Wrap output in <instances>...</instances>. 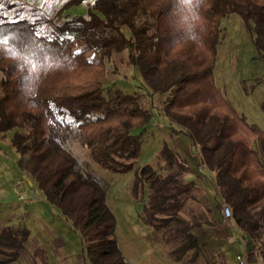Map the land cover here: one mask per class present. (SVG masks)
<instances>
[{
	"label": "trees",
	"instance_id": "1",
	"mask_svg": "<svg viewBox=\"0 0 264 264\" xmlns=\"http://www.w3.org/2000/svg\"><path fill=\"white\" fill-rule=\"evenodd\" d=\"M89 2L87 17L48 26L44 14L35 21L8 19L20 3L0 0V133L16 130L20 170L80 234L90 264H132L117 236L107 184L82 169L63 144L75 128L93 161L119 173L136 168L152 112L141 94L107 97L102 83L107 65L129 51L149 95H168L165 114L184 128L172 132L188 137L196 152L200 147L215 173L219 215L226 202L240 230L257 240L251 249L264 264V130L215 82L221 21L228 15L241 16L264 54V0H67L58 16ZM160 161L161 171L147 164L136 172L131 190L142 202L140 216L173 260L197 264L211 251L208 234L183 210L200 183L185 179L191 166L168 143ZM31 241L24 223L0 228V264L18 261ZM34 247V259L46 264L45 247Z\"/></svg>",
	"mask_w": 264,
	"mask_h": 264
},
{
	"label": "rangeland",
	"instance_id": "2",
	"mask_svg": "<svg viewBox=\"0 0 264 264\" xmlns=\"http://www.w3.org/2000/svg\"><path fill=\"white\" fill-rule=\"evenodd\" d=\"M16 1L20 5L7 13L8 19L35 21L41 19L39 14H44L48 19L45 23L48 26L69 16L87 17L93 4L89 2L73 6L58 16L67 0ZM221 30L222 42L218 47L215 67L216 85L250 123L264 130V54L257 50L255 37L238 14L232 13L224 18L221 21ZM124 31L131 37L128 28H124ZM129 54V51H126L115 64L107 65L108 71L102 83L107 97L117 92L141 94L144 103L152 112V120L144 134L142 152L136 168L130 172L119 173L93 161L75 128L68 132L63 142L66 149L79 161L82 169L93 170L107 184L108 203L116 214L117 236L126 257L132 264H184L173 260L167 246L156 241L152 228L145 224L140 216L142 202L135 199L131 190L136 172L143 166L150 164L161 171L160 152L164 144L168 143L191 166V172L185 174V179H195L201 187L188 199L183 210L187 219L201 221L204 231L208 234L204 240L208 242L211 251L202 256L197 264H241L239 255H242L248 264L260 263L258 252L251 249L255 247L257 240L249 238L240 230L233 213L228 220L224 215H219L216 205L221 197L217 193L215 173L204 164L201 148L198 147L196 152L188 137L172 132V128H184L165 114L164 107L168 95H149L148 86L139 69L129 61ZM15 133L16 130L6 134L0 133V228L24 223L31 231L32 241L22 257L12 264H42L41 260H35L33 257L35 243L41 244L47 250L46 264H90L85 259L84 243L80 234L46 198L33 176L18 167L19 155L12 147ZM200 174L206 177L203 178ZM24 177V180H29V197L20 199L15 187ZM206 218H217V222L207 223Z\"/></svg>",
	"mask_w": 264,
	"mask_h": 264
},
{
	"label": "built area",
	"instance_id": "3",
	"mask_svg": "<svg viewBox=\"0 0 264 264\" xmlns=\"http://www.w3.org/2000/svg\"><path fill=\"white\" fill-rule=\"evenodd\" d=\"M24 179H25V177L23 179H20L17 182L16 187H15L16 192L19 195L20 199H26L29 197V190H28L29 185H27V181H29V180H24ZM222 211H223L224 217L227 220L232 217L231 208L226 203L222 204ZM238 259L240 260L241 264H248V262L245 259H243L242 255H239Z\"/></svg>",
	"mask_w": 264,
	"mask_h": 264
}]
</instances>
